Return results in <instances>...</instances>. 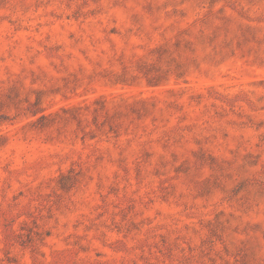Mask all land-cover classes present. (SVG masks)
<instances>
[{
    "label": "rangeland",
    "instance_id": "1",
    "mask_svg": "<svg viewBox=\"0 0 264 264\" xmlns=\"http://www.w3.org/2000/svg\"><path fill=\"white\" fill-rule=\"evenodd\" d=\"M0 264H264V0H0Z\"/></svg>",
    "mask_w": 264,
    "mask_h": 264
}]
</instances>
